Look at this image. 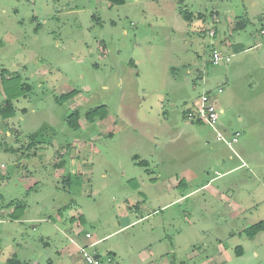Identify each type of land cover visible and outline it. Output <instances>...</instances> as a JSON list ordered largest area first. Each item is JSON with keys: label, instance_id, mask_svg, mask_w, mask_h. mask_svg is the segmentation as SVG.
Returning a JSON list of instances; mask_svg holds the SVG:
<instances>
[{"label": "rangeland", "instance_id": "obj_1", "mask_svg": "<svg viewBox=\"0 0 264 264\" xmlns=\"http://www.w3.org/2000/svg\"><path fill=\"white\" fill-rule=\"evenodd\" d=\"M2 69L18 132L0 125V264H86L75 243L104 264H264V230L240 232L264 221V0H0ZM202 96L216 127L186 116ZM101 105L106 118L67 126ZM222 128L240 132L231 149ZM79 134L92 156L60 154ZM232 151L244 166L214 178L241 163ZM229 196L242 218L223 215Z\"/></svg>", "mask_w": 264, "mask_h": 264}, {"label": "crops", "instance_id": "obj_2", "mask_svg": "<svg viewBox=\"0 0 264 264\" xmlns=\"http://www.w3.org/2000/svg\"><path fill=\"white\" fill-rule=\"evenodd\" d=\"M215 17H216V15H215ZM217 19V18H216ZM214 35H215V33H214ZM230 61V60H229ZM222 62V61H221ZM224 62H226V61H224ZM119 82L121 83V80H117V82H116V84H119ZM221 90V89H220ZM220 92V91H219ZM2 99H0V103H3L4 101H5V99L7 98L6 97V95H5V93H4V91L2 90ZM78 96V94H76L75 95V97H77ZM198 103V102H197ZM12 104H13V108H14V111H15V104H14V99H12ZM194 104V103H193ZM196 104V103H195ZM74 110H79L80 108L79 107H74L73 108ZM24 113L26 112L27 113V111H26V109L25 108H22L21 109ZM221 111H223L222 109H220ZM108 112V111H107ZM14 114V113H13ZM13 116V115H12ZM107 117V115L105 116V118ZM10 118V117H9ZM9 118H7V119H3L2 117H1V115H0V125L2 126V129H3V132L5 133V135L6 136H11L12 135V130L14 129V131L17 133L18 131H17V129L16 128H11L10 127V125L8 124V123H5L4 121L5 120H8ZM96 118H99V117H97V116H95L94 118H92V119H86L84 116H81L80 118H79V120H78V124H79V128H81V127H89L90 125H91V122L92 121H95V119ZM104 118V119H105ZM100 119H102V118H100ZM115 120V119H114ZM66 122V121H65ZM218 130H220L219 129V127H218ZM223 133H224V135L226 136V137H228L229 135H231V133L232 132H229V131H226L225 129H223L222 128V130H221ZM80 136H79V140L80 141H78V142H75V143H72V144H68V147H65V148H62L61 149V153L60 154H64V153H67L68 151L67 150H73V152H74V155H72V157L74 158L75 157V155L77 154V156H87L88 154L90 155V157L92 156V153H94V151H95V148H94V144H93V142H92V138H91V136L89 135V136H86V135H84V137H82V135L81 134H79ZM239 142V138H238V141L236 142V143H238ZM22 146V145H21ZM229 149H231L230 147H228ZM64 149H67L66 151H63ZM239 149H241V151L243 152V148H241V147H239ZM64 153H63V152ZM233 152V151H232ZM233 155V156H232ZM230 158L231 159H233V163H235L234 161L235 160H239L241 163L240 164H233V165H230V167L227 169V170H225V171H223V172H220L219 174H217L214 178H221L222 176H226L227 174H229V173H231V172H233V171H236V170H238V167H241V166H244V162H242V160H241V157H240V155H239V153L236 151V152H233V153H231V155H230ZM72 160V159H71ZM73 163H75L74 161H72ZM176 179L175 180H173L172 182L170 181L169 182V188L170 189H173V187H178L179 186V183H181V182H178L177 181V177H175ZM143 183H144V181H143ZM234 184V187H236V183L234 182L233 183ZM195 190H198L197 188L196 189H193V190H191V191H184V192H182L178 197H175V198H173L172 200H170L169 201V198L170 197H165L166 199H165V201L163 202V203H161V206L159 207V210H161L162 208H164V209H167V208H169V207H171L172 205H174L175 203H177V201H184L187 197H189V195H191V193L192 192H194ZM166 191L167 190H165L164 191V194H166ZM171 191V190H170ZM159 198V196L157 195L156 196V199H158ZM234 198H235V196H233V197H230L229 196V199L228 200H226L225 202H224V207H223V215L225 216V217H227V218H232V219H236V218H242V215L245 213L244 211H243V209L241 208V207H239V205L237 204V201L236 200H234ZM141 200L139 199L138 201H137V203H139ZM10 207H12V206H10ZM134 207H137V205H135ZM13 211V209H11L10 210V212H12ZM128 216L129 215H127V214H125L124 215V217L123 218H125V220L127 219V221H126V225H129V224H131V223H133V222H135V221H137V220H139V218H136L135 220H133V221H131V222H129V220H128ZM81 218H82V215H81V217H79V219L81 220ZM72 220H75V218L74 217H72ZM126 225H124V226H126ZM76 226V225H75ZM78 226V225H77ZM248 227V226H247ZM247 227H240V232L241 231H243L245 228H247ZM70 228V227H69ZM202 231V230H201ZM86 233H89V232H86ZM85 233V234H86ZM232 233H233V231H232ZM231 232H230V234H232ZM94 242H96V241H94ZM78 245H80V244H77V243H75V246L77 247V249H78ZM238 252H239V254L238 255H240V254H242L241 252H242V250H237ZM95 254H97V253H95ZM213 256H216V258H214ZM212 256V258H211V260L213 261V260H216V259H219V260H222V261H226L225 260V258L223 257V255H220V251L219 250H217V252H215L214 253V255ZM100 257V256H99Z\"/></svg>", "mask_w": 264, "mask_h": 264}, {"label": "trees", "instance_id": "obj_3", "mask_svg": "<svg viewBox=\"0 0 264 264\" xmlns=\"http://www.w3.org/2000/svg\"><path fill=\"white\" fill-rule=\"evenodd\" d=\"M237 27L239 26H242L241 24H237L236 25ZM238 27V28H239ZM5 73H7L4 69H2L0 71V80H1V85H2V88H3V91L6 95V99L3 103H0V115L3 119H7L9 117H12L13 113H14V108H13V104H12V99L15 97L14 96V93H12L11 90L10 93H6V86H5ZM26 85V84H24ZM26 88L27 90H30V86L29 85H26ZM76 94L75 90H72V91H69L67 92L66 94H62L60 96V99H64V100H67L69 99L70 97L74 96ZM85 114V115H84ZM84 114L80 113L79 110H74L71 114H69L68 116H66V124L67 126H69L70 128H77L79 127V124H78V120L81 116H84L86 119H92L93 117L95 116H99L101 118L105 117L106 114H107V110H106V107L104 105H101V106H98L94 109H90L88 110L87 112H85ZM199 122V121H198ZM37 133V132H36ZM35 132L34 133H30L28 134V142L26 143V146H19L17 148H14V147H8L6 149H10L11 151H19L20 149L22 148H30V145H31V140L30 139H35L37 137V134ZM136 157V156H135ZM10 206H14L13 208V211L10 213L11 216H14L16 217V211L18 208H20L23 204H20V203H15L14 201L10 202L9 204ZM264 230V221H259L255 224H252L251 226H248L247 228H245L243 230V232L249 236V237H253L255 236L259 231H262ZM8 264H25L24 262H21L19 259L17 258H11L8 260Z\"/></svg>", "mask_w": 264, "mask_h": 264}, {"label": "built area", "instance_id": "obj_4", "mask_svg": "<svg viewBox=\"0 0 264 264\" xmlns=\"http://www.w3.org/2000/svg\"><path fill=\"white\" fill-rule=\"evenodd\" d=\"M214 29L211 28L208 32L210 36L214 35ZM229 56L223 55L218 50L213 49L210 57V62L212 65H218L221 61L229 62ZM219 91H221L219 89ZM220 109L216 107L206 96H202L198 103H196L193 109H190L186 116L190 120L200 121L209 124L210 126L216 127L217 121L219 119ZM240 132H235L228 137L223 136L221 133H217V139L224 142L228 147H232L234 143L238 141ZM85 238H91L90 233L85 234ZM96 242H91L90 246L94 245ZM78 250L81 253L83 260L86 264H104L100 257H95V253L90 252L86 245H78Z\"/></svg>", "mask_w": 264, "mask_h": 264}, {"label": "water", "instance_id": "obj_5", "mask_svg": "<svg viewBox=\"0 0 264 264\" xmlns=\"http://www.w3.org/2000/svg\"><path fill=\"white\" fill-rule=\"evenodd\" d=\"M95 257H99V254H94ZM32 264H37V261H34Z\"/></svg>", "mask_w": 264, "mask_h": 264}]
</instances>
